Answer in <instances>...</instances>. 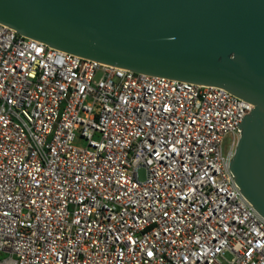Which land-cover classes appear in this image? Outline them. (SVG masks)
Masks as SVG:
<instances>
[{"label": "built area", "instance_id": "obj_1", "mask_svg": "<svg viewBox=\"0 0 264 264\" xmlns=\"http://www.w3.org/2000/svg\"><path fill=\"white\" fill-rule=\"evenodd\" d=\"M253 109L0 23V264H264L230 170Z\"/></svg>", "mask_w": 264, "mask_h": 264}, {"label": "water", "instance_id": "obj_2", "mask_svg": "<svg viewBox=\"0 0 264 264\" xmlns=\"http://www.w3.org/2000/svg\"><path fill=\"white\" fill-rule=\"evenodd\" d=\"M0 23L50 48L254 105L230 170L264 218V0H0Z\"/></svg>", "mask_w": 264, "mask_h": 264}, {"label": "rangeland", "instance_id": "obj_3", "mask_svg": "<svg viewBox=\"0 0 264 264\" xmlns=\"http://www.w3.org/2000/svg\"><path fill=\"white\" fill-rule=\"evenodd\" d=\"M229 142H230V138H227L226 141H225V147H227ZM77 145L80 146V147H85V144L80 142V141L77 142ZM140 178H141V180H145L146 172L144 170L140 171ZM228 258H230V256H228Z\"/></svg>", "mask_w": 264, "mask_h": 264}]
</instances>
